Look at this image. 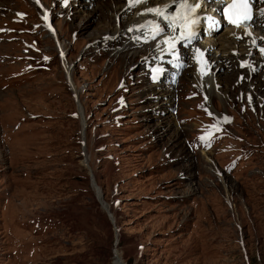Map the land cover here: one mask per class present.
I'll use <instances>...</instances> for the list:
<instances>
[{
  "label": "rangeland",
  "instance_id": "1",
  "mask_svg": "<svg viewBox=\"0 0 264 264\" xmlns=\"http://www.w3.org/2000/svg\"><path fill=\"white\" fill-rule=\"evenodd\" d=\"M32 2L0 0V28H16L5 33L0 53L24 51L25 65H35L25 82L12 78L0 87V264H120L118 258L125 264H264L263 73L256 74L259 86L244 84L253 77L233 67L218 78L230 94L214 101L235 113L234 134L252 153L221 179L213 160L227 155L214 148L207 162L189 153L184 136L196 126L178 131L170 114L162 115L171 93L154 89L160 104L135 86L119 87L137 59L100 57L95 43L88 45L114 31L104 23L112 21L111 0L57 19V1L38 0L51 7L54 22L45 21L46 30ZM15 11L26 12L27 20L16 22ZM10 64L0 63L6 76L22 68L18 60ZM188 71L181 78L190 87ZM252 89L249 106L244 98ZM181 105L184 118L198 108L195 100ZM164 124L159 143L155 134Z\"/></svg>",
  "mask_w": 264,
  "mask_h": 264
},
{
  "label": "bare ground",
  "instance_id": "2",
  "mask_svg": "<svg viewBox=\"0 0 264 264\" xmlns=\"http://www.w3.org/2000/svg\"><path fill=\"white\" fill-rule=\"evenodd\" d=\"M31 1H34L35 5L39 9L41 8V10H42L41 12L46 14L45 21L48 22L49 21V14L48 13H50L49 8L42 7L40 5V3H38V0H31ZM111 1L113 2V9L111 11L112 21L109 19V20H106L104 22L106 26H108V24H109L110 27L112 26V24H114V13H116L124 5V1L121 2L120 0H117L115 3H114V0H111ZM165 1L166 0H151L150 2H148V4H158V3H163ZM192 3L195 4L196 0H192ZM71 8L73 9V6L67 5L63 10H65L66 12H70ZM95 11L96 10H94V12ZM74 12L76 13V11H74ZM206 12H208L206 6H200L199 5V7H196V13L203 16L206 14ZM130 19H132V17H130ZM46 24L48 25V23H46ZM88 24H86V26H84V27L86 28L88 26ZM84 27H82V28H84ZM238 35H239L238 30H236L235 28L227 27L225 32L219 33V35H217V36L206 37L204 39V41L199 42V44L196 43L197 46H199L200 48L204 49L207 52L208 63H207V74L205 77V81L207 82V84L211 90L210 93L212 95H216L217 97H219L220 100L223 102H225V100H227L229 98L230 88L228 91H226L225 90L226 85L224 83L222 84V86L219 85L218 78L221 79L220 77H224L225 74L223 71H224V69H226L228 67H233L234 71H236V73L241 72L243 74V76H245V77L253 76V81H251V82L245 81L244 82V84H246L247 86H249V85L259 86L260 85V82L257 81L258 79H256L257 78L256 73H257V70L259 68V64H261V62H264V55L261 56V55L257 54L254 50H251V48L249 46H247L252 39H255V37H253V35H251V33L248 35V37H246L243 40H240L238 38ZM102 36L103 35L101 34L99 39H101ZM263 36H264V34H263ZM53 37H54V35H53ZM217 45H221V46H219V48H218ZM131 60H135V59H131ZM235 61H236V64H233V62L235 63ZM120 66L122 67L121 63H120ZM242 66H246L245 69L242 71H238V69ZM67 69H68V71H67ZM260 70H261V72H263V75H264V66H261ZM66 71L68 72V75H69V68L68 67H66ZM188 72H189V74H187V76H189L191 78L190 88L191 89L195 88V87L198 88L199 84H200V80H203V78L199 77L197 69L194 66L190 67ZM187 76H185V77H187ZM237 83L239 84V82H237ZM263 85H264V83H263ZM71 86L73 87L72 90L75 93V98H76L78 91L75 89L73 83ZM254 90H256V89H252V91L247 92L245 95V98H244V102L247 99V101L249 103H251V104H249V106H254L253 101H252L254 98H256L253 96V93H252ZM219 92H220V95H218ZM0 93H3V92H0ZM158 98L159 97H156V94L152 95V99H158ZM257 102H258V100H257ZM167 103H169V102H167ZM169 104H170L169 105V107H170L172 105V101ZM224 105L225 104H223V106ZM80 109H79V111L82 110V109L81 110ZM81 122H82V127L85 128L86 127L85 118L83 119V117H81ZM158 127H160V130L155 134V137L156 136L159 137V139H161V141L159 143H162L165 141V134H167L168 128H167L166 124L158 126ZM176 129L179 131L178 128H176ZM171 152L173 153V150ZM202 154H203V157L205 158V160L207 162H209L210 158L207 156V153H202ZM85 163H86V160H85ZM214 172H215L216 176H218L219 178L222 179V177H223L222 173L218 170V168H214ZM101 204L104 205V203H101ZM120 264H122V263L120 262Z\"/></svg>",
  "mask_w": 264,
  "mask_h": 264
},
{
  "label": "snow or ice",
  "instance_id": "3",
  "mask_svg": "<svg viewBox=\"0 0 264 264\" xmlns=\"http://www.w3.org/2000/svg\"><path fill=\"white\" fill-rule=\"evenodd\" d=\"M143 2V0H132V4ZM180 8L187 9L189 15H185L182 17L184 23L183 27L185 29V35L191 36L192 27L197 22L195 19L191 18V13L195 11L196 7H199L198 4H190L189 0H179ZM149 11H155L157 15L161 14L160 9H149ZM238 14L237 19H233V15ZM264 14V13H262ZM224 15L229 19L230 22L235 24L237 27L241 26L242 23H246L250 19H252L250 15V3L249 0H232V3L227 4L224 8ZM181 17H177L176 19H180ZM175 22V20L173 21ZM160 31L159 28L156 29V33L158 34ZM264 53V48L260 50ZM203 139V137H202Z\"/></svg>",
  "mask_w": 264,
  "mask_h": 264
},
{
  "label": "water",
  "instance_id": "4",
  "mask_svg": "<svg viewBox=\"0 0 264 264\" xmlns=\"http://www.w3.org/2000/svg\"><path fill=\"white\" fill-rule=\"evenodd\" d=\"M91 182H92V186H93L94 189H95V192H96V194H97L98 199H101V198H100L101 194H100V192H99V188H98V186L96 185V182H95V180H94V178H93L92 176H91ZM102 208L106 211V213H107V215H108L110 221H111V222L113 223V225H114V218H113L111 212L109 211L107 205H106V204L102 205ZM114 227H116V226L114 225ZM115 243H116V241H115ZM118 260H119L122 264H125V263L121 260V258H118Z\"/></svg>",
  "mask_w": 264,
  "mask_h": 264
}]
</instances>
